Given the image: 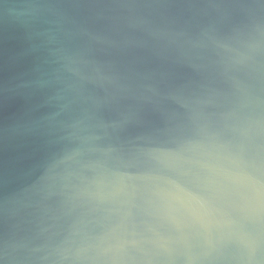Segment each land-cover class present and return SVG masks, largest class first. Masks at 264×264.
Masks as SVG:
<instances>
[{"label": "clouds", "instance_id": "clouds-1", "mask_svg": "<svg viewBox=\"0 0 264 264\" xmlns=\"http://www.w3.org/2000/svg\"><path fill=\"white\" fill-rule=\"evenodd\" d=\"M20 7L56 103L0 261L264 264V0Z\"/></svg>", "mask_w": 264, "mask_h": 264}, {"label": "water", "instance_id": "water-1", "mask_svg": "<svg viewBox=\"0 0 264 264\" xmlns=\"http://www.w3.org/2000/svg\"><path fill=\"white\" fill-rule=\"evenodd\" d=\"M25 2L0 0V202L26 187L25 178L41 165L46 152L42 126L56 103L48 64V41L55 27L24 16L20 6ZM103 23L95 21L94 26ZM8 229L0 214V233Z\"/></svg>", "mask_w": 264, "mask_h": 264}]
</instances>
